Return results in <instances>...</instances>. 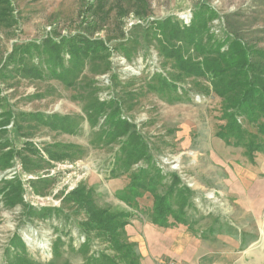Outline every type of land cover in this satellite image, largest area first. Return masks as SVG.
Here are the masks:
<instances>
[{
    "label": "rangeland",
    "instance_id": "rangeland-1",
    "mask_svg": "<svg viewBox=\"0 0 264 264\" xmlns=\"http://www.w3.org/2000/svg\"><path fill=\"white\" fill-rule=\"evenodd\" d=\"M115 1L86 21L84 0H0V264H124L65 196L85 186L100 208L152 221L153 192L126 190L136 176L171 195L181 219L166 231L230 247L233 264H264L262 118L227 107L195 68L239 36L260 52V72L264 0H147L146 17H119ZM86 38L107 50L86 54Z\"/></svg>",
    "mask_w": 264,
    "mask_h": 264
},
{
    "label": "trees",
    "instance_id": "trees-1",
    "mask_svg": "<svg viewBox=\"0 0 264 264\" xmlns=\"http://www.w3.org/2000/svg\"><path fill=\"white\" fill-rule=\"evenodd\" d=\"M84 1L86 2V9L84 11L85 20L90 21V16L87 15L88 11H90V15L97 16V11H99L98 9L100 8L99 4L102 3L103 0ZM132 1L133 7L131 10L127 9L124 0L115 1L116 3H114L113 8L117 11L118 16L123 17L127 12L132 11L138 17H146L148 14L147 0ZM198 27L200 30H204V25ZM172 35H174V32H172ZM85 42L86 44L84 47L86 54L97 52L102 54V51L107 50V47H105L100 40L86 38ZM226 42L229 44L228 47L224 49L223 45H225ZM216 48V56H212V52L202 54V59L197 62L195 67L196 75L207 77L211 80L216 94L223 99L227 107L232 109H243L245 111L256 107L262 118V122L258 124V129L259 132L264 135V84L262 83V78L258 75L260 73L264 75V68L256 73L257 63L253 61L256 54L260 52H255V50L250 48L239 36H228L227 39L220 40ZM181 61L185 67L188 66V60ZM162 84L164 87L171 85L164 81ZM96 106L98 107L94 113L89 112L92 113V116L99 114L103 104L97 103ZM22 116H29L31 119L41 122H44L43 119L46 117V115L41 112H23ZM116 117L114 112L109 113L107 116V118L111 120L114 119L117 123L119 132L125 131L127 126L126 123H128L127 120ZM6 121L7 118L4 120L1 119L0 127H4ZM136 152L138 153V150L133 148L131 150V155H133V153L137 154ZM130 186V189L126 190L129 195L133 193L134 196L132 195L131 200L143 195V193L140 192L142 191L141 189L153 192L155 201L152 208L151 219L154 225L166 229L171 226L169 222L170 216L174 217L175 220L181 219L178 210L174 207L173 201L170 200L171 195L158 193L154 181H146L144 178L136 176ZM179 194L182 195L181 199H184L182 204L186 205L188 203V194H185L183 190H178V195ZM65 198L68 201L74 202L78 206V209L85 213L87 220L82 222L81 225L87 227L86 232H89L90 229L100 232L106 242L109 243V246L117 253L119 259L124 261V264H140L141 255L138 252L137 244L129 240L126 232V227L130 224L135 212L125 209L115 210L113 207L100 208L97 206L91 190L87 189L85 186L76 187L71 190ZM122 198L125 201L131 202L130 196L128 198V196L124 195ZM109 261L114 262L113 260H108V264Z\"/></svg>",
    "mask_w": 264,
    "mask_h": 264
},
{
    "label": "crops",
    "instance_id": "crops-1",
    "mask_svg": "<svg viewBox=\"0 0 264 264\" xmlns=\"http://www.w3.org/2000/svg\"><path fill=\"white\" fill-rule=\"evenodd\" d=\"M126 232L129 240L137 244L140 264H156L160 259L175 260L179 264H233L230 247L217 246L186 229L166 231L136 214Z\"/></svg>",
    "mask_w": 264,
    "mask_h": 264
},
{
    "label": "built area",
    "instance_id": "built-area-1",
    "mask_svg": "<svg viewBox=\"0 0 264 264\" xmlns=\"http://www.w3.org/2000/svg\"><path fill=\"white\" fill-rule=\"evenodd\" d=\"M156 264H179V263L175 260L160 259L156 262Z\"/></svg>",
    "mask_w": 264,
    "mask_h": 264
}]
</instances>
